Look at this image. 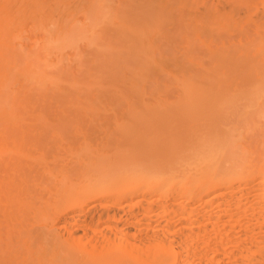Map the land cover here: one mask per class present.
Listing matches in <instances>:
<instances>
[{"label": "bare ground", "instance_id": "1", "mask_svg": "<svg viewBox=\"0 0 264 264\" xmlns=\"http://www.w3.org/2000/svg\"><path fill=\"white\" fill-rule=\"evenodd\" d=\"M14 5L11 0H0V11L8 13ZM31 5L41 8V0ZM150 13L151 19L161 15L153 10ZM34 16L41 29V14L35 12ZM57 23L56 34L47 30L45 44H74L85 34L75 20L62 17ZM90 40L94 44L99 41L91 36ZM100 47V71L93 80L97 84L106 77L112 83L122 80L131 65L136 67L138 78L148 73L146 46L120 51ZM211 55L213 66L198 74L202 82L194 74L185 75L183 93L177 101L169 105L156 103L159 107L170 106L166 112L153 109L140 114L131 111L136 104H129L132 121L120 129L122 136L116 138L117 142L134 141L126 146L128 151L120 148L115 155L99 153L87 158L77 155L76 163L66 161L53 168L44 154H3L7 141L0 138V264H204L206 255L217 258L210 264H264V254L260 259L251 256L252 248L264 242V165L246 159L239 166L221 168L213 161V153L197 149L183 156L174 150L176 135L162 137L158 132L153 141L145 136V131L158 128L184 135L186 132L181 134L179 126H174L177 117H191L188 123L196 127L202 119L217 118L220 115L211 109L239 99V95L234 98L230 88L238 86L240 80L252 82L251 87L259 85L257 89L262 90L264 42ZM25 63L27 74L35 73L40 78L48 75L45 69L38 71L31 58ZM196 127H188L187 131ZM214 132V138L225 133L228 143L229 130L214 126ZM144 138L151 141L152 147L163 142L174 151L161 163L156 162V154L145 158L137 143ZM202 138L209 140L206 135ZM228 149L229 156L235 158L237 150L232 146ZM225 189L242 193L237 206L194 213L202 201L223 196ZM131 199L139 201L137 207L126 209L122 203ZM160 206L169 208L163 209L169 211H164L168 215L162 219L157 218ZM201 230L207 232L198 243H187V232ZM125 234L131 237L130 244L120 242ZM106 245L110 248L103 250Z\"/></svg>", "mask_w": 264, "mask_h": 264}, {"label": "rangeland", "instance_id": "2", "mask_svg": "<svg viewBox=\"0 0 264 264\" xmlns=\"http://www.w3.org/2000/svg\"><path fill=\"white\" fill-rule=\"evenodd\" d=\"M11 1L15 2V8L8 13L0 11V39L5 41L0 42V138L7 141L3 154H44L53 168L66 161L76 163L77 155L82 158L99 153L115 155L118 149L129 147L134 141L117 142L116 138L122 136L121 128L130 126L131 111L142 114L153 109L169 110L168 105L183 93L185 75L194 74L199 82L203 81L198 74L213 66V52L264 42V0H41V8L31 5L32 1L40 0ZM151 10L161 15L151 19ZM35 12L41 14V29ZM62 17L77 21L85 34L74 44H45L47 30L56 34L57 18ZM90 36L98 37L99 41L94 44ZM135 45L146 46V58L150 62L144 78H138L136 67L131 65L126 68L127 76L118 82L112 83L107 77L100 85L93 81L102 60L98 47L109 46L120 51ZM27 58L35 61L38 71L45 69L48 75L40 78L35 73L27 74ZM251 83L240 80L238 86L230 88L234 98L239 95V99L211 109L220 116L204 121L201 118L198 125L201 127L188 123L191 117L187 120L177 117L174 126H179L181 134L186 132L184 135L157 127L145 131V136L153 141L158 132L162 137L176 135L174 150L183 156L197 149L213 153V161L221 168L239 166L246 159L262 166L264 84L259 91V85L251 87ZM130 103L136 104V109L130 111ZM156 103L168 105L159 107ZM192 126L196 130L187 131ZM214 126L230 131L228 143L225 133L214 138ZM203 135L208 142L203 141ZM144 140L137 143L145 158L156 154V162L161 163L174 151L163 142L152 147L150 140ZM229 146L237 150L235 158L229 156ZM226 191L211 202L197 203L199 209L194 213L200 215L203 210L237 206L242 193ZM138 202L131 199L122 204L131 209ZM159 208L157 218H165L169 210L163 209L169 208ZM206 232H187L184 236L193 245ZM130 238L128 234L122 235L120 242L130 244ZM260 245L252 248L253 255H249L260 259L264 242ZM108 248L106 245L102 249ZM212 257L206 255L207 262L204 259L203 263L217 259Z\"/></svg>", "mask_w": 264, "mask_h": 264}]
</instances>
